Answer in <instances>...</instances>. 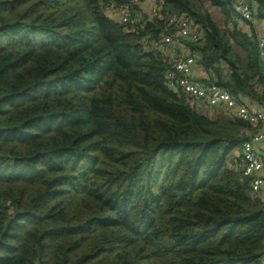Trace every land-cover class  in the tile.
Returning a JSON list of instances; mask_svg holds the SVG:
<instances>
[{
    "label": "trees",
    "instance_id": "obj_1",
    "mask_svg": "<svg viewBox=\"0 0 264 264\" xmlns=\"http://www.w3.org/2000/svg\"><path fill=\"white\" fill-rule=\"evenodd\" d=\"M129 1L0 0V264H264V199L240 172L255 130L168 87L143 50L168 25L109 16ZM161 2L204 30L212 83L262 102L232 0Z\"/></svg>",
    "mask_w": 264,
    "mask_h": 264
},
{
    "label": "built area",
    "instance_id": "obj_2",
    "mask_svg": "<svg viewBox=\"0 0 264 264\" xmlns=\"http://www.w3.org/2000/svg\"><path fill=\"white\" fill-rule=\"evenodd\" d=\"M142 2L143 0H130L122 9L116 10L118 21L135 30L145 21L146 13L140 8ZM152 4V18L166 22L168 33L162 35L158 41L146 43L143 50L163 55L168 67V87L175 92H182L192 107L200 112L204 109L223 110L229 117L242 120L253 127L255 131L251 139L244 142L241 149L240 172L251 177L253 193L264 199V158L258 149V146L264 143V34L257 35L261 60L259 94L262 98V107L258 108L250 106L243 97H235L216 83H212L211 75L199 64L197 47L204 40V30L201 26L188 14L165 16L162 13L161 0H152ZM232 7L234 17L231 25L251 32L252 24L256 20L252 1L232 0Z\"/></svg>",
    "mask_w": 264,
    "mask_h": 264
},
{
    "label": "crops",
    "instance_id": "obj_3",
    "mask_svg": "<svg viewBox=\"0 0 264 264\" xmlns=\"http://www.w3.org/2000/svg\"><path fill=\"white\" fill-rule=\"evenodd\" d=\"M149 2L151 3V0H149ZM146 15L148 16V18H152V15L153 13L152 12H146ZM253 28L256 30V33L257 35H261V34H264V20H260V19H256L255 22L252 24ZM243 99L250 105V106H253V107H262V102H257V101H254L248 97H243ZM214 109L212 110H202L201 112L203 114H206V115H209L210 117H214L216 113H219V110L218 109H215L216 110V113L213 111ZM258 149L260 151V153L262 154L263 158H264V143H262L261 145L258 146Z\"/></svg>",
    "mask_w": 264,
    "mask_h": 264
},
{
    "label": "rangeland",
    "instance_id": "obj_4",
    "mask_svg": "<svg viewBox=\"0 0 264 264\" xmlns=\"http://www.w3.org/2000/svg\"><path fill=\"white\" fill-rule=\"evenodd\" d=\"M152 0L151 3L149 2V0H143V2L141 3V10L142 12H152L153 13V6H152ZM207 7V10L211 13V15L213 16L214 20L218 23V25L223 26V17L220 13V11L218 9L212 8L209 4H205ZM117 9H111L110 12H108V14L110 15L111 18H113L114 20L118 21V11H116ZM111 14H113L114 16H112ZM216 113V110H213Z\"/></svg>",
    "mask_w": 264,
    "mask_h": 264
},
{
    "label": "water",
    "instance_id": "obj_5",
    "mask_svg": "<svg viewBox=\"0 0 264 264\" xmlns=\"http://www.w3.org/2000/svg\"><path fill=\"white\" fill-rule=\"evenodd\" d=\"M147 19H148V16H147V15H145V16H144V20L146 21Z\"/></svg>",
    "mask_w": 264,
    "mask_h": 264
}]
</instances>
